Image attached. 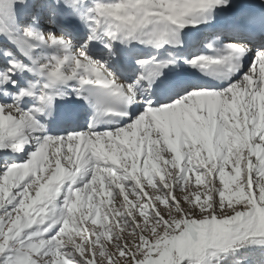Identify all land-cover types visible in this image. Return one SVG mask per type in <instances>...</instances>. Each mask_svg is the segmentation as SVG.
<instances>
[{
    "label": "snow or ice",
    "instance_id": "6c2138e0",
    "mask_svg": "<svg viewBox=\"0 0 264 264\" xmlns=\"http://www.w3.org/2000/svg\"><path fill=\"white\" fill-rule=\"evenodd\" d=\"M226 3L98 2L96 24H106L107 35L114 39L116 33L135 38L148 25H155L149 36L150 42L158 43L170 26L195 23L189 17ZM75 4L76 0H52L48 7L58 11L62 5L71 15ZM0 5V18L8 16V5L4 0ZM95 31L71 58L67 72V56L41 67L51 84L78 76L81 84L111 88L131 98L132 86L116 81L84 51L95 39ZM23 35L66 47L71 44L59 32L26 29ZM226 47L243 51L245 46ZM227 60V56H199L190 63ZM9 64L0 72V90L14 87V69L26 67L15 60ZM30 95V90L21 89L16 100ZM35 127L28 111L15 103L0 104V149L19 150L27 142L25 129ZM82 171H90L91 177L65 196L57 232L47 239L24 236L33 225L53 219L52 205L60 186ZM13 201L15 206L0 214V255L10 253L0 264H206L210 250L224 251L238 241L264 243V49L226 89L195 90L175 103L149 106L114 131L46 136L26 162L12 163L0 174V208Z\"/></svg>",
    "mask_w": 264,
    "mask_h": 264
},
{
    "label": "rangeland",
    "instance_id": "374dc122",
    "mask_svg": "<svg viewBox=\"0 0 264 264\" xmlns=\"http://www.w3.org/2000/svg\"><path fill=\"white\" fill-rule=\"evenodd\" d=\"M85 1L88 3H86V6L84 5L85 7L83 9L82 2L79 3V0H76V4L74 5L75 11L72 12L71 14H77V13L81 14L83 12V10H85L84 13L81 14V16H83V17L87 16L88 17V15H89V18L93 19V18L97 17V13L95 12V4L96 3H98V2L99 3L111 2V0H85ZM112 2H118V0H112ZM4 3L8 5L10 14L6 17L0 18V32L3 33V34H0V44L3 47H7V49H9V50H11V47L12 48L15 47L14 42H19L21 40H27V43L29 41H33V40H36L37 42L41 41V39L37 40V39H30V38L25 37L23 34H24L26 29L29 31H32L33 33H47V32H52V33L59 32V33H61L62 36L67 38V40L71 41V45L74 48V52H75L74 55L78 52V50H80V46L86 40H88L89 36L93 35V32H92V29L94 28L93 25L91 27H89V29L87 27L86 30L80 32L78 37H75V35H71L68 30H66L64 27L61 26V23H62L61 17H60L61 13H59L58 11L54 10L51 7H48L49 5L52 4V0H25L24 4L14 3V0H4ZM0 7H3V5H0ZM59 7L61 8V6H59ZM66 10L69 13L70 10L69 9H66ZM48 43H49V46L52 50V51L46 53V55L44 57V62H46L45 64H48V65H51L52 63L55 62V61L53 62L51 60V58H53L55 60L64 58V55H62L61 52H58L56 50L57 47L62 46V47H65L66 49L70 48L69 45L66 47L63 43L53 44L49 41H48ZM36 45H34L32 51H35L37 49ZM89 45L86 49H84V51L86 52L87 56L90 58V60L93 63H97L98 61H100V58L97 56L96 57L91 56L90 51H88ZM2 52L5 53L6 52L5 49ZM12 53L14 54L15 57H18L17 52H12ZM72 57H69V59H71ZM69 68H70V64L65 63L64 69L68 71ZM248 68L244 72H242L239 77H233L222 88H219L217 90H213V89L197 87V86H194L192 84H190L186 87L183 86L182 87L183 89L174 90L169 96L166 97V101L160 103L159 105H149V104L141 105V107H139V109H137L134 112V115L132 116V118L128 119L127 121H125L121 125H119L117 127L110 128V129L93 130L91 132L93 135H95V134L103 133L105 131H114V130L119 129L120 127H126L127 124L133 122L139 115L143 114L147 110V107H149V106L163 107L169 103H175L178 99H182L185 95L190 94L192 91H195V90L218 91V90L226 89L227 87H229L231 85V83L238 81L241 78V76L245 72L248 71ZM257 68H258V72H256V76L258 77L259 66ZM36 85H37L36 82H34V81L30 82V86L35 87ZM127 85H129V83ZM13 103L17 104L20 109L28 111L33 116V114L30 111L31 107H29V105H27V104H18L16 102L14 96H11L10 100H8V99L7 100H3V99L0 100V104H13ZM33 119L36 121L37 127L33 128V129H25V135H26L27 142L22 144V147H24V149L28 148V154L24 158V160L20 163H24L27 161V159L30 157L31 153L36 150V148L39 146V143L43 142V139L46 136L47 137L51 136L53 138H62V137H65L67 135L87 133L90 131L85 126H81L78 129H74L75 131L74 130L71 131V130L66 129V130H63L60 132L50 133L45 128L43 122H41L39 119H36L34 116H33ZM14 151H16V150H13V152H12L13 154H14ZM11 154H9V152H6V153L3 152V155H2L3 159L1 158L3 161L0 163V174H2L6 170V166L11 165L12 163H15V162H12L10 160L11 157H9V156H11ZM90 177H91L90 171H82L75 178H73L76 180V182L74 184L68 186V188L66 185H61L60 186V195L57 197V199L53 202V205H52V217H53V219H57V222L54 223L53 219L46 218L43 223L33 225L32 228L27 229L24 233V236L31 235L33 240L40 239V238L47 239V238L53 236L57 232L58 228L62 226V224L58 222V217L64 211V198L67 195V192L70 190H74L76 188H79L81 185H83L85 182H87L90 179ZM193 187L194 188L196 187L194 184V178H193ZM15 204H16V201H13L11 204H6L4 206V208H0V214H4V212H6V211L10 210L12 207H14ZM45 228H47L48 230L44 231ZM37 232H41V233H43V235L37 237L35 235V233H37ZM243 245H246V246L264 245V243H261L260 241H256V240H248V241H243V242L238 241L232 247H230L224 251L216 250V249L210 250L206 254V264H216V263H214L215 260L222 253H224L228 250H231L232 248H240ZM9 255H10L9 252H6L3 255H0V262H2L5 259V257H7Z\"/></svg>",
    "mask_w": 264,
    "mask_h": 264
},
{
    "label": "bare ground",
    "instance_id": "6f19581e",
    "mask_svg": "<svg viewBox=\"0 0 264 264\" xmlns=\"http://www.w3.org/2000/svg\"><path fill=\"white\" fill-rule=\"evenodd\" d=\"M239 1H241V0H239ZM243 2H247V1H249V2H252V0H242ZM260 1H262V0H260ZM82 2V4H83V6L82 7H84V5L86 6V3H88V2H86L85 0H79V3H81ZM108 2V1H107ZM236 2H238V0H227V3L226 4H232V3H236ZM263 2H264V0H263ZM220 7H222L221 5L219 6V7H215L216 9H220ZM84 11L85 10H83V12L82 13H84ZM81 13V14H82ZM80 14V15H81ZM239 14V13H238ZM80 15H79V17H80ZM197 15L198 14H196L194 17H192V18H197L198 19V17H197ZM210 19V17H208L207 18V20H209ZM62 22H66L67 20H66V17H63L62 18V20H61ZM71 22H72V24L73 25H75V26H78V33H80V32H82V31H84V30H86L87 29V27H88V29H89V27H91L94 23L90 20V18H89V15H88V17L86 16V17H84V20L82 21H80V18H75L74 20H71ZM65 29H66V27H64ZM94 28H96V27H94ZM194 27H188L187 28V32H191V31H194ZM232 30V33L230 34V36H229V38H231L232 40H234V41H237L241 36H244L246 33H248V32H244V30L241 28V26H235L234 28H231ZM235 30V31H234ZM230 31V32H231ZM127 42L126 41H124V44H123V46L124 47H126L127 46ZM89 45V44H88ZM69 49H66L65 47H62V46H59L58 48H57V50H58V52H61L62 53V55H64V57L65 56H67V57H72V56H74V48L72 47V45L70 44L69 45ZM263 47H257V49L256 50H260V49H262ZM111 52H114V50L113 51H111ZM112 54V56H114V53H111ZM91 56H93V57H96V52L95 53H91ZM70 62H71V59H69V61H66V63H69L70 64ZM249 64H250V62H247V64H246V66H244V68L241 70V71H237V70H235L234 72H233V75L235 76V77H239L240 75H241V73L242 72H244L248 67H249ZM217 68L218 69H220V72L222 73L221 74V77L219 78V79H213V78H209V80H208V82H207V84L205 85V84H203V85H201V82L200 81H197L196 83H199V85L201 86V87H203V88H207V89H213V90H217V89H219V88H222L223 86H225L230 80H231V76H229L226 72H225V69H224V67H223V64H220L219 66H217ZM256 72H258V68H257V66H256V70H255ZM80 73H82L83 74V71H81ZM125 80H127L126 78H125ZM188 79H186V78H184V79H182V80H180V82L178 83V84H176L173 88H178V87H180V86H183V85H185V84H187L188 82ZM34 87V86H33ZM25 99H27V101H29V102H27V104L29 103V104H31L32 106H33V103L34 102H31V101H33L32 99H29V98H27V97H22L20 100H17V103L18 104H24V100ZM3 100H6L5 98H3ZM23 102V103H22ZM162 102H164V99H160V100H158L156 103H155V105H159L160 103H162ZM33 114V113H32ZM34 116V115H33ZM35 117V116H34ZM81 123H82V119H80V120H78L77 122H76V124H75V127H76V129H78V127H80V125H81ZM93 124V123H92ZM93 125H95V124H93ZM102 126V128L101 129H108V124L107 123H105V124H103V125H101ZM95 127H96V125H95ZM94 127V129H96ZM58 129V128H57ZM57 129H54L55 131L57 130ZM97 130V129H96ZM75 131V130H74ZM73 131V132H74ZM48 137H51V136H48ZM20 151H22L21 153H23L22 154V156H21V158H18V157H16V159H13V157H11V160L13 161L14 160V162L15 163H20V162H22L23 160H24V158L27 156V154H28V148H25L24 150H23V147L21 146V148L19 149ZM3 152L4 153H6V152H8V149L6 148V149H0V159L2 158V154H3ZM3 159V158H2ZM0 160V163L3 161V160ZM76 182V180L75 179H68V180H65L64 181V183L62 184V185H67V186H70V185H72V184H74ZM69 192V191H68ZM67 192V193H68Z\"/></svg>",
    "mask_w": 264,
    "mask_h": 264
},
{
    "label": "trees",
    "instance_id": "16d2710c",
    "mask_svg": "<svg viewBox=\"0 0 264 264\" xmlns=\"http://www.w3.org/2000/svg\"><path fill=\"white\" fill-rule=\"evenodd\" d=\"M216 264H264V245H243L222 253Z\"/></svg>",
    "mask_w": 264,
    "mask_h": 264
},
{
    "label": "water",
    "instance_id": "95a60500",
    "mask_svg": "<svg viewBox=\"0 0 264 264\" xmlns=\"http://www.w3.org/2000/svg\"><path fill=\"white\" fill-rule=\"evenodd\" d=\"M149 26V25H148Z\"/></svg>",
    "mask_w": 264,
    "mask_h": 264
}]
</instances>
